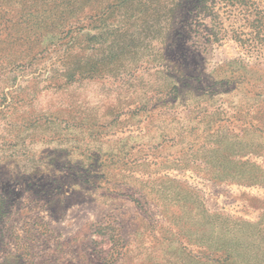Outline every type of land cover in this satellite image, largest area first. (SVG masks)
<instances>
[{
    "label": "rangeland",
    "instance_id": "1",
    "mask_svg": "<svg viewBox=\"0 0 264 264\" xmlns=\"http://www.w3.org/2000/svg\"><path fill=\"white\" fill-rule=\"evenodd\" d=\"M28 1L0 264H264V0Z\"/></svg>",
    "mask_w": 264,
    "mask_h": 264
},
{
    "label": "trees",
    "instance_id": "2",
    "mask_svg": "<svg viewBox=\"0 0 264 264\" xmlns=\"http://www.w3.org/2000/svg\"><path fill=\"white\" fill-rule=\"evenodd\" d=\"M197 1L200 3H196V9L200 11V7L203 8L205 1ZM36 2L37 1L29 2L28 0H2L0 3V43L7 42L9 45L12 44L13 46H19L24 42L23 38L25 37V34L17 31L19 25L18 22L22 15L31 16L35 14L37 11L35 8V5L37 4ZM197 4H201L200 7H198ZM83 5L78 6V8H81L79 10L83 11ZM71 7V11L77 9L74 6ZM88 9L95 12L93 11V7H88ZM11 28H13V31H10ZM28 39H30V37Z\"/></svg>",
    "mask_w": 264,
    "mask_h": 264
}]
</instances>
